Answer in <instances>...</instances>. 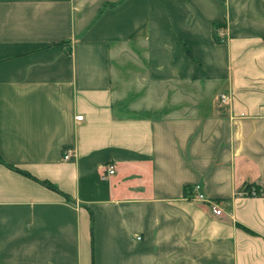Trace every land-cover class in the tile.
<instances>
[{
    "label": "crops",
    "instance_id": "1",
    "mask_svg": "<svg viewBox=\"0 0 264 264\" xmlns=\"http://www.w3.org/2000/svg\"><path fill=\"white\" fill-rule=\"evenodd\" d=\"M0 159V264H264V0H0Z\"/></svg>",
    "mask_w": 264,
    "mask_h": 264
},
{
    "label": "trees",
    "instance_id": "2",
    "mask_svg": "<svg viewBox=\"0 0 264 264\" xmlns=\"http://www.w3.org/2000/svg\"><path fill=\"white\" fill-rule=\"evenodd\" d=\"M223 26L224 25H221V24H213V29H214V33H213V38H214V41L215 42H217V43H223V40H224V37L222 38L221 36H219L218 35V30H223ZM1 163H3L2 162V160L0 159V164ZM3 164H5V163H3ZM10 170H12V171H17L18 173H20V174H22L23 176H26V177H30L31 179H33L34 181H36V182H38L39 184H41L42 186H45L46 188H48V189H50V190H53V191H56V192H58L59 191V189H56V187L54 186V185H52L50 182H48V181H40V180H38V179H36L35 177H33V176H31L30 174H28L27 172H25V171H23V170H21V169H19L18 167H13V166H11V165H7V164H5ZM255 191H257V188L256 189H254ZM60 192V191H59ZM189 192H191V190H190V188H188V187H186L185 189H184V193L185 194H187V193H189ZM61 193V192H60ZM63 196H64V198H65V200L67 201V202H71V199H70V197L68 196V195H66V194H64V193H61ZM90 217H91V222L93 221V217H92V215H90Z\"/></svg>",
    "mask_w": 264,
    "mask_h": 264
},
{
    "label": "built area",
    "instance_id": "3",
    "mask_svg": "<svg viewBox=\"0 0 264 264\" xmlns=\"http://www.w3.org/2000/svg\"><path fill=\"white\" fill-rule=\"evenodd\" d=\"M219 99H220V102L222 104H225V103H227L229 101V98H228L227 95H220ZM106 171L110 175L114 174L113 173V168L111 166L107 167ZM198 190H199V186H196L194 188V191L196 193L192 196V198L195 199V200H197V201H199V202L200 201H206L205 198L203 197V195L201 193L200 194L198 193ZM247 193L250 196H257L259 194L255 190H251V191H249ZM209 204H210L211 212H213L214 215L220 216L222 214V212L220 211V209H219V207H218V205L216 203L209 202Z\"/></svg>",
    "mask_w": 264,
    "mask_h": 264
},
{
    "label": "rangeland",
    "instance_id": "4",
    "mask_svg": "<svg viewBox=\"0 0 264 264\" xmlns=\"http://www.w3.org/2000/svg\"><path fill=\"white\" fill-rule=\"evenodd\" d=\"M127 81H131V80H127Z\"/></svg>",
    "mask_w": 264,
    "mask_h": 264
}]
</instances>
